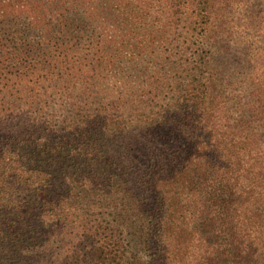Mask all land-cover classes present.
<instances>
[{"label":"trees","instance_id":"trees-1","mask_svg":"<svg viewBox=\"0 0 264 264\" xmlns=\"http://www.w3.org/2000/svg\"><path fill=\"white\" fill-rule=\"evenodd\" d=\"M168 2L197 20L212 0ZM135 13L130 0H0V264H264V84L251 70L229 103L220 86L165 103L21 102L38 97L27 75L75 70L71 41L112 65L104 48L131 36ZM208 47L196 68L214 74Z\"/></svg>","mask_w":264,"mask_h":264},{"label":"rangeland","instance_id":"rangeland-1","mask_svg":"<svg viewBox=\"0 0 264 264\" xmlns=\"http://www.w3.org/2000/svg\"><path fill=\"white\" fill-rule=\"evenodd\" d=\"M130 2L136 11L131 36L104 48L119 53L112 65H107L110 55L96 51V42L71 41L68 57L75 70L39 72L35 84L27 75L25 84L38 97L25 96L21 102L54 109L74 103H165L172 102L178 90L199 86L210 92L220 86L225 91L223 102L229 103L230 93L237 91L242 97L246 86H252L246 80L250 70L264 84V0H212L197 20L189 17L182 4L171 8L168 0ZM115 25L118 31L128 29L116 21ZM209 42L217 44L213 50L219 68L212 63L214 74L196 68L197 62L209 57ZM156 90L162 92L154 98ZM90 91L95 93L90 96ZM1 98L0 94V102Z\"/></svg>","mask_w":264,"mask_h":264}]
</instances>
